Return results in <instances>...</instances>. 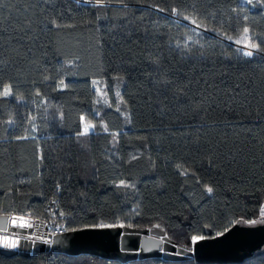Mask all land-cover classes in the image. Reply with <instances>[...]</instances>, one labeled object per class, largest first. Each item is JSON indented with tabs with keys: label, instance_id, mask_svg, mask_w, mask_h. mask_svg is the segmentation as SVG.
<instances>
[{
	"label": "trees",
	"instance_id": "1",
	"mask_svg": "<svg viewBox=\"0 0 264 264\" xmlns=\"http://www.w3.org/2000/svg\"><path fill=\"white\" fill-rule=\"evenodd\" d=\"M54 3L56 12L43 0H0V87L11 84L15 97H0V215L79 229L159 225L184 249H192V235L264 223V52L244 56L235 42L249 27L264 46V5ZM53 17L60 27L48 25ZM113 28L118 43L109 38ZM158 76L173 81L166 95ZM95 81L111 99L118 84L124 114L113 101L97 103ZM179 88L186 95L177 99ZM81 116L97 124L94 134L77 136ZM0 264L123 263L49 251L0 252ZM243 264H264V248Z\"/></svg>",
	"mask_w": 264,
	"mask_h": 264
},
{
	"label": "water",
	"instance_id": "2",
	"mask_svg": "<svg viewBox=\"0 0 264 264\" xmlns=\"http://www.w3.org/2000/svg\"><path fill=\"white\" fill-rule=\"evenodd\" d=\"M14 217L0 215V252L6 256H30L55 252L69 256L93 255L123 264L136 260L162 258L166 261L195 259L198 264H243L264 248V223L257 225L235 224L223 236H209L193 245L192 249L179 247L161 228L137 229L131 227L66 231L54 236L47 244L37 239L43 232L39 222L23 216L32 227H15ZM211 235V230L206 229ZM4 237L16 240L15 249L2 246ZM161 237H165L161 242Z\"/></svg>",
	"mask_w": 264,
	"mask_h": 264
},
{
	"label": "snow or ice",
	"instance_id": "3",
	"mask_svg": "<svg viewBox=\"0 0 264 264\" xmlns=\"http://www.w3.org/2000/svg\"><path fill=\"white\" fill-rule=\"evenodd\" d=\"M43 2L45 4L50 5V10L52 12H56L57 11V6L54 3V0H43ZM85 3V4H91L93 2V0H76V3ZM122 2V0H121ZM244 3L246 4H251L253 6H259V5H264V0H244ZM95 6L99 7V8H104L106 6H108L105 3V0H95ZM128 5H124V7H127ZM161 11H163V9H161ZM173 13L178 14V10L173 8L172 9ZM45 16H47V12H45ZM98 19H100L98 17ZM245 19H247V17H245ZM195 22V21H193ZM48 25L50 27H60L61 24H59L57 22V18L53 17L51 20L48 21ZM199 27V25H198ZM99 30V29H98ZM107 30V29H106ZM109 38L115 42L118 43L119 42V35H117V31L115 28H113L110 32H109ZM237 44L243 43V47L248 49L247 51L243 52L244 56L247 57H253L254 52H264V46H262L261 42H257L253 39V37L250 35V29L249 27H244L242 30V36L241 39H238L235 41ZM101 46H103V41L99 42ZM179 47V46H178ZM153 63H155V61H153ZM69 64H71V62H69ZM46 80L48 79L47 76L44 77ZM118 79H120V77H117ZM157 83L163 85V93L166 95L167 92L172 89L174 87L173 81L170 79H160L159 76L157 77L156 80ZM0 84H2V82H0ZM67 85L64 84V81L61 79L60 80V90H64V88H66ZM238 87V86H237ZM97 91H99V89H97ZM186 93L184 92V90L182 88L177 89V99H179L180 96H185ZM0 97L2 98H15L14 97V93L12 90V85L8 84V85H4L2 87H0ZM117 111H119V109H117ZM35 119V118H33ZM80 122L82 124V130L77 132V136H88L90 134H94L95 130L97 128V124L87 120L84 116L80 117ZM7 123L9 125L13 124L14 121L9 120L7 121ZM103 130L105 132L108 131V128L106 125H102ZM35 125H33V131H35ZM116 136H118V134H114L113 135V139L115 140ZM30 137L28 136H16L15 139L16 140H26L29 139ZM40 159L43 160V156H40ZM122 186L124 187H128V185L124 184L123 181L120 182ZM59 187V186H58ZM207 192L211 195L213 193V188L212 187H207ZM60 215H64V213H60ZM12 223L15 227H20V228H26V227H32V225L30 223H28L25 218L23 216L20 217H14L12 220ZM239 223V221H238ZM244 223H248L250 225H254L256 223H258V221L256 220H249V221H244ZM131 225H128V227H130ZM87 228H93V229H109V228H124L126 227L125 224L123 223H104V222H98L95 224H91V225H87ZM155 227L159 228V225H156ZM82 229L79 228H74V227H69L67 229H65V231H69V232H77V231H81ZM227 231V229H225V232ZM225 232H218L217 236H223L225 234ZM39 239V237L37 238ZM165 239V237H161V242H163V240ZM205 239H207V237L203 236V235H192L190 237V242L192 245H196L199 242L204 241ZM44 243L47 244H52V243H61V241H52V240H44ZM2 246L5 248H10V249H15L18 246V242L16 240H10L8 237H4L3 241H2Z\"/></svg>",
	"mask_w": 264,
	"mask_h": 264
},
{
	"label": "rangeland",
	"instance_id": "4",
	"mask_svg": "<svg viewBox=\"0 0 264 264\" xmlns=\"http://www.w3.org/2000/svg\"><path fill=\"white\" fill-rule=\"evenodd\" d=\"M242 1L244 2V0H242ZM239 46L244 48L243 47V43H240ZM244 49H246V48H244ZM246 50H248V49H246ZM94 88L96 90L97 103L98 104L108 105L110 102L113 101V103L115 104V107L117 109H119V111L121 113L124 114V110H123V106L124 105H123V101H122L121 96H120V89H119V86H118L117 83L114 85V89H113V93H112V99H111L110 93L108 92L107 86H106V84L104 82L95 81L94 82ZM97 89H99V91H97ZM257 224H263V223L262 222H258V223L254 224V225H257Z\"/></svg>",
	"mask_w": 264,
	"mask_h": 264
},
{
	"label": "built area",
	"instance_id": "5",
	"mask_svg": "<svg viewBox=\"0 0 264 264\" xmlns=\"http://www.w3.org/2000/svg\"><path fill=\"white\" fill-rule=\"evenodd\" d=\"M261 213H262V216H264V205L261 208ZM41 227H42L43 232L40 234L39 240L43 242L44 240L53 241L54 236H56L57 234L66 232L65 229H67L66 224L59 222V221L45 223L41 225Z\"/></svg>",
	"mask_w": 264,
	"mask_h": 264
},
{
	"label": "flooded vegetation",
	"instance_id": "6",
	"mask_svg": "<svg viewBox=\"0 0 264 264\" xmlns=\"http://www.w3.org/2000/svg\"><path fill=\"white\" fill-rule=\"evenodd\" d=\"M31 224H34V222H32Z\"/></svg>",
	"mask_w": 264,
	"mask_h": 264
}]
</instances>
